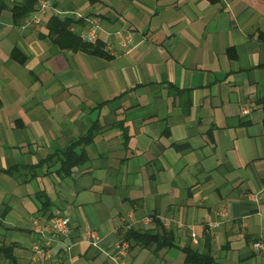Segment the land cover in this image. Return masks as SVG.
<instances>
[{"label": "crops", "instance_id": "1", "mask_svg": "<svg viewBox=\"0 0 264 264\" xmlns=\"http://www.w3.org/2000/svg\"><path fill=\"white\" fill-rule=\"evenodd\" d=\"M20 1L0 0V264H183L185 246L264 264V0H49L27 26ZM52 16L82 41L94 20L108 57L52 43ZM94 123L69 176L39 164ZM127 215L137 229L157 218L171 245L117 262ZM88 228L99 248L80 240Z\"/></svg>", "mask_w": 264, "mask_h": 264}, {"label": "trees", "instance_id": "2", "mask_svg": "<svg viewBox=\"0 0 264 264\" xmlns=\"http://www.w3.org/2000/svg\"><path fill=\"white\" fill-rule=\"evenodd\" d=\"M36 3L37 0H21L15 3L11 8L12 18L15 20L23 18L26 14H29L35 9ZM2 6L3 5H0V7ZM73 22L74 20L70 17H50L46 26L48 30L47 35L50 37L51 42L70 50L81 49L94 55L108 57L107 54L101 50L102 44L100 42H95L93 45L92 43L82 41L76 33L72 32L70 27ZM263 100L262 102L264 104ZM97 129L98 125L94 123L86 134L71 142L63 151L47 156V158L39 164L47 165V167L50 166V163L58 164V168L55 170L56 174L62 178L69 176L73 168L81 167L87 161L83 147L91 142L98 131ZM151 221L154 224V227L151 229L130 228L125 232H121V236L128 242L129 248L130 246L139 245L145 248L154 246V248L160 249L171 245V231L166 229L157 218L153 217ZM0 252H2L5 257L10 258L7 246H0ZM183 253V264H211L212 262L210 256L197 253L188 246L183 247Z\"/></svg>", "mask_w": 264, "mask_h": 264}, {"label": "built area", "instance_id": "3", "mask_svg": "<svg viewBox=\"0 0 264 264\" xmlns=\"http://www.w3.org/2000/svg\"><path fill=\"white\" fill-rule=\"evenodd\" d=\"M47 10H50L53 12L54 8L49 0H37L36 7L35 9L28 14V16L25 19V25H31V24H38L42 21L45 12ZM77 18L80 17L79 14H74ZM86 21L89 24V27L86 31H81L79 33V36L85 41L89 43H94L97 37V32L102 31V28L94 21V20H89L86 19ZM129 42V37L127 35H124L121 38V46H126ZM130 218L129 215L126 216V219H123L121 230L119 232L117 240L114 242V259L118 262L120 259L124 258L127 254V251L129 250V244L127 241H125L122 236L121 232H125L130 228H133L132 226L134 225L135 222L133 221H128L127 219ZM146 224L151 223L150 218H146L144 220ZM69 224H70V219L67 215L63 216H56L53 219V237L54 235H60L62 237H66L69 231ZM45 235V233H44ZM45 239V245L48 246L51 241L53 240V237L51 236H44ZM80 240L86 242L88 245H90L93 248H99L100 245V238L98 235L97 230L88 228L84 231L82 236L80 237ZM191 240L193 243L196 242L195 236L193 233H191ZM253 247L258 250L264 249V244L261 242H256L253 244ZM34 250H38L37 246H34ZM118 264H121L118 262Z\"/></svg>", "mask_w": 264, "mask_h": 264}]
</instances>
